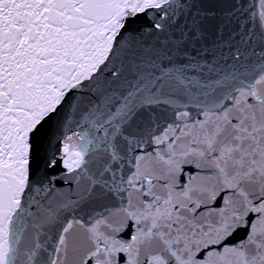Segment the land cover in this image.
<instances>
[{
    "label": "snow or ice",
    "instance_id": "1",
    "mask_svg": "<svg viewBox=\"0 0 264 264\" xmlns=\"http://www.w3.org/2000/svg\"><path fill=\"white\" fill-rule=\"evenodd\" d=\"M0 264H264V0H0Z\"/></svg>",
    "mask_w": 264,
    "mask_h": 264
}]
</instances>
